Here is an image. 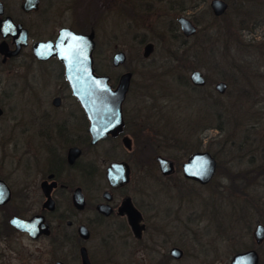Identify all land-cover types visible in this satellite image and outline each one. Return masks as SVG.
Here are the masks:
<instances>
[{
	"label": "flooded vegetation",
	"instance_id": "1",
	"mask_svg": "<svg viewBox=\"0 0 264 264\" xmlns=\"http://www.w3.org/2000/svg\"><path fill=\"white\" fill-rule=\"evenodd\" d=\"M96 1L103 11L116 8L115 0ZM119 2L122 3L120 11H130L133 17L147 18L153 12L158 13L150 1L144 4L140 0ZM168 2L167 12L159 10V17L172 10ZM0 3V22L7 19L15 26L20 25L26 33L25 43L18 45V35L9 31L3 36L0 31V70L6 68L5 81L9 79L10 87H13V67H23L21 81L25 104L22 122L0 124V264H83V252L89 264H95L96 256L109 258L129 252L140 253L141 250L150 251L156 258L160 256L156 260L159 264L181 259L184 248L169 243L175 229L170 218L172 209L169 207L163 214L158 213L157 187L151 188L153 202H147L144 197L147 192L141 187L142 173H148L151 165L144 163L141 151L156 145L162 136L170 146H178L177 143L187 146V127L182 125V130L176 131L170 124H165L167 129L164 125L158 127L156 108H144L140 103L129 105L133 71L127 70L118 76L115 84L112 76L105 74L110 76L112 87H116L121 75L132 73L122 102V128L115 135H98L90 129L89 119L70 89L63 62L57 56L39 58L34 52L36 42L55 41L61 29L81 34L95 32L93 25L89 26V0H37L36 8L28 10L23 7L24 0H0ZM27 5L31 6V0ZM196 6L197 3L191 8ZM189 8L181 2L176 10L184 12ZM180 16L171 29L179 28L177 32L186 41L200 35L198 25L201 23L189 18L196 26V32L185 36L177 21ZM169 21L168 27L169 24L173 26V20ZM202 35L206 38L204 31ZM132 37L139 47L142 46L138 60H148L157 41L140 32L133 33ZM149 43L152 51L144 57V48ZM95 50L96 40L93 66L95 72L101 74L95 67ZM117 52H123L126 58L123 64L115 66L112 59ZM126 62L127 55L123 50L113 53L112 66L119 67ZM2 76L0 121L7 109L4 100L13 93L7 90ZM204 77L206 83L202 86L192 84L189 76L182 85L204 87L207 84ZM10 110L15 109L11 107ZM171 112L166 115L171 116ZM216 127L221 128L220 125ZM156 152L150 155V162L162 176L173 178L179 168L183 175L182 164L186 160L179 167L178 161L161 155L173 165V172L163 175L156 161L160 154ZM112 164L121 166L108 171ZM217 169L216 160L215 174ZM238 173L229 171L232 177L242 174ZM186 180L202 186L212 181L200 184ZM251 248L253 246L248 249Z\"/></svg>",
	"mask_w": 264,
	"mask_h": 264
},
{
	"label": "rangeland",
	"instance_id": "2",
	"mask_svg": "<svg viewBox=\"0 0 264 264\" xmlns=\"http://www.w3.org/2000/svg\"><path fill=\"white\" fill-rule=\"evenodd\" d=\"M115 1L116 8L103 11L96 0H89V26L93 25L96 33L97 71L112 76L115 84L122 72L132 70L129 105L138 106L140 103L144 108H156L158 127L164 125L166 128L165 124H170L176 131L182 130L184 125L188 130L189 143L200 140L199 149L211 152L218 163L215 177L205 186L186 180L181 168L173 178L166 179L150 162L153 151L178 161L181 167L180 164L195 150L186 149L189 143L185 147L181 145L183 143L170 146L165 136L161 137L164 141L142 148V160L151 165L148 173H142L141 187L147 192L144 197L147 202H153L151 188H159L156 200L158 213L163 214L169 207L173 212L170 218L175 229L169 243L185 250L181 259L169 264H229L234 253L251 246L259 251L260 261L264 264V242L257 247L252 238L254 226L264 224V169L261 170L264 164V52L225 38L231 24L243 43H263L264 0H226L228 9L221 16H214L211 12L210 0H196L195 8L180 13L176 8L181 2L191 5L189 0H140L143 4L152 2L158 10L147 18H140L141 15L133 17L130 11L121 12L122 3ZM131 1L136 3L139 0ZM167 2L172 10L159 17V10L167 12ZM180 14L200 20V35L186 41L185 44L191 45L192 49L185 57V65L180 64L176 71L165 74L168 51L176 45L170 30L179 32V28H171ZM169 20H173V26L169 24L168 27ZM206 26L215 31L212 46L208 44L211 39L202 35ZM135 32L157 41L148 60H138L142 46L139 47L133 39ZM226 44L229 48H225ZM117 50L126 53L127 62L114 67L111 57ZM195 51L199 52L198 56H193ZM190 64L194 68L187 69ZM195 68L203 72L207 84L201 88L182 85L181 81L188 79ZM5 69L0 70L3 82L7 75ZM13 70L15 85L10 87L9 79L4 82L7 90L13 93L4 100L7 109L0 121L2 125L23 120L25 104L21 80L24 69L14 66ZM218 81L227 84L223 93L214 88ZM11 107L15 110H10ZM170 110L172 114L168 118L166 113ZM217 125L221 128L218 129ZM166 129L164 133H167ZM179 133L182 134L181 131ZM247 170L252 171L243 174ZM229 171L242 174L232 177ZM147 243L150 244L149 241ZM157 258L150 251L141 250L140 253L129 252L109 258L96 256L94 262L159 264L156 260L160 256Z\"/></svg>",
	"mask_w": 264,
	"mask_h": 264
},
{
	"label": "water",
	"instance_id": "3",
	"mask_svg": "<svg viewBox=\"0 0 264 264\" xmlns=\"http://www.w3.org/2000/svg\"><path fill=\"white\" fill-rule=\"evenodd\" d=\"M30 0H24V9L36 8L31 0V6L27 4ZM209 7L215 16L223 15L228 9L225 0H210ZM0 13L2 4L0 3ZM181 32L185 36H191L196 32V26L187 16H180L177 19ZM10 28V30H9ZM0 31L6 36L9 31L13 35H18L20 44L26 41V33L20 25L15 26L9 20H1ZM95 32L91 30L89 34L75 33L70 29H61L55 41H39L34 44V52L39 58L57 56L64 64L66 79L70 89L85 111L92 128L98 135L118 133L123 125L122 102L125 98L128 83L132 75L126 72L121 75L116 87L110 84V76L98 74L93 66V51L95 48ZM152 51V44L145 46L143 56L148 57ZM15 53V52H12ZM125 54L117 52L112 59V64L118 66L125 62ZM192 84L202 86L206 83L203 73L192 70L189 74ZM227 87L224 81L215 83L214 88L217 92L223 93ZM159 169L163 175L173 172L172 162L161 156H156ZM119 164H112L108 171L117 169ZM216 171V160L208 150H197L192 152L182 164L183 176L186 179L196 181L200 184L209 183ZM252 237L256 245L264 241V224L258 223L254 226ZM83 264H89L86 254L82 255ZM260 255L255 248L237 252L232 255L229 264H259Z\"/></svg>",
	"mask_w": 264,
	"mask_h": 264
},
{
	"label": "trees",
	"instance_id": "4",
	"mask_svg": "<svg viewBox=\"0 0 264 264\" xmlns=\"http://www.w3.org/2000/svg\"><path fill=\"white\" fill-rule=\"evenodd\" d=\"M190 4V8L193 6V5H196V0H189ZM216 20V18H214ZM200 22V20H199ZM201 23V22H200ZM205 32V35H206V38H209L211 39L208 44L210 46H212L214 44V41L212 40V38L215 36V31H214V28H211L209 26H206L204 27V30ZM237 30H234V28L232 27L231 24L228 25L227 27V30H226V33H225V38H227V40H236V42L238 44H241L243 46H246V47H254L256 49H258L260 51V53H263L264 52V42L261 43L260 45L258 44H245L243 43L237 32ZM170 34L173 38V40L176 42V45L170 49L169 52V58L167 60V63H168V67L167 69L163 72L165 74H168V73H173L174 70L176 71L177 69V66L182 64L185 65V57H187V54H188V51L192 49L191 45H186V39L185 37L181 34V33H172L171 30H170ZM227 44H228V41H227ZM225 45V48H229V45ZM204 45V44H203ZM199 52L195 51L194 52V55L193 56H198ZM192 69L194 68V66L192 64H190L187 69ZM180 77V76H179ZM180 81V79H179ZM182 84L185 83L184 81H181ZM200 142V140H199ZM199 142L197 143H192L190 144L189 143V146L186 148L188 151H192V150H199V147H200V144ZM260 264H263L262 261H260Z\"/></svg>",
	"mask_w": 264,
	"mask_h": 264
}]
</instances>
